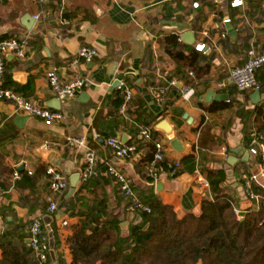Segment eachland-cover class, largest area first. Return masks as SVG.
I'll return each mask as SVG.
<instances>
[{
    "label": "crops",
    "instance_id": "crops-1",
    "mask_svg": "<svg viewBox=\"0 0 264 264\" xmlns=\"http://www.w3.org/2000/svg\"><path fill=\"white\" fill-rule=\"evenodd\" d=\"M229 1L234 2L0 0V39L13 36L28 38L30 43L24 59L14 54L6 56V73L0 86L6 84L27 100L66 116L64 123L51 125L30 117L19 127L16 119L24 115L13 104L0 100V136L7 164L14 172L27 174L26 179L21 176L14 188H11L14 174L7 183V199L0 209V234L18 224L41 219L55 244V259L51 257V264H60V260L64 264L73 262L68 239L73 227L83 219L70 216L62 204L70 200L67 195L71 179L81 175L84 159L82 153L70 151L67 143L72 138L86 139L88 149L97 155L100 170L79 198L87 209L103 203L110 214L122 220L123 236L138 218L134 219L135 215L128 211L116 183L105 175L109 164L126 174L139 197H154L171 205L179 216L190 211L198 213L202 201L212 198L210 173L219 170L226 174L222 191L232 196L240 214L255 208L254 201L246 196L245 178L264 188V167L250 153L247 130L256 129L255 113L264 105V95L254 105L251 96L255 91L239 92L230 81V73L246 62L247 51L252 46L258 52L264 50V23L249 17L248 0L237 8H228ZM28 15L40 16L32 29ZM226 19H231L230 23L224 24ZM227 25L236 35L232 36ZM188 32L195 37L192 45L183 39ZM225 32L228 36L223 38ZM170 34L180 35L182 45H206L210 50L202 54L201 73L190 71L193 75L187 76L192 83L174 79L177 88L169 90L165 99L158 102L152 88L153 77L164 78L178 68L164 49V38ZM83 46L94 48L98 55L92 62L75 63V56ZM150 52L153 63H158L156 71L150 69ZM53 68L64 83L81 76L86 86L76 97L59 101L47 79ZM257 74L262 82L264 70ZM117 81L133 90L131 104L124 113L120 111L124 91L116 87ZM221 84L225 85L221 87ZM186 86L195 91L190 100L182 96ZM211 90L215 96L228 95L229 100L204 102ZM230 101L231 108L220 109ZM243 108L254 112L247 124L243 121ZM165 120L172 128L171 137L157 130V125ZM146 126L155 142L165 146V169L180 164L176 177L166 174L157 181L150 179L149 166L143 161L146 143H140ZM110 139L140 146L139 151L132 158L117 160L107 144ZM174 140H178L176 148L172 144ZM45 144L52 147L45 150ZM21 167L23 171L19 170ZM51 168L69 182L64 199L61 194L54 196L59 206L54 214L47 212L48 198L52 195L47 172ZM82 185L80 178L72 198ZM1 254L0 251V258Z\"/></svg>",
    "mask_w": 264,
    "mask_h": 264
},
{
    "label": "trees",
    "instance_id": "trees-1",
    "mask_svg": "<svg viewBox=\"0 0 264 264\" xmlns=\"http://www.w3.org/2000/svg\"><path fill=\"white\" fill-rule=\"evenodd\" d=\"M248 2L249 17L259 18L258 20L264 23V0H248ZM226 6L232 7V2L229 1ZM223 22L225 24V20ZM225 34L228 36L227 32ZM179 37L178 34L165 36V53L178 68L172 75L164 78L154 76L153 89L167 87L174 79L191 84L187 77L190 71L201 73L203 68L200 61L204 51L198 48L199 45L193 47L180 45ZM9 39L21 38L6 36L1 38L0 42ZM249 40L247 43H250ZM149 56L150 69L156 71L158 63L156 61L153 63L151 52ZM257 79L260 87L263 88L264 80L260 82L258 74ZM125 86L129 87L127 84ZM0 87L11 88L6 84ZM232 105L230 101L220 109H229ZM242 110L245 113L243 121L247 124L254 112L246 111L245 108ZM254 125L264 135V105L257 109ZM147 127L144 129L149 128ZM247 131L248 144H250L252 131L251 129ZM144 142L147 152L143 161L150 166L157 152L154 136L152 135L149 140L143 138L140 143ZM3 145L0 136V187L8 192L7 183L15 172L7 164ZM139 147L137 146L138 151ZM257 158L261 160L260 157ZM20 174L26 179L25 172ZM48 177L50 187L51 180L49 175ZM107 178L115 182L113 178L109 176ZM150 179L154 180L151 176ZM91 181L83 182L78 194L62 204L70 216L83 219L73 227V233L68 239L73 255L71 264H264V188L262 187L251 183V192L258 196L259 202L253 200L255 208H250L243 215L237 214L232 196L222 191V185L226 181V174L222 170L210 173L212 198H205L202 201L198 213L190 211L179 216L171 205L163 204L154 197L144 199L139 197L151 207V213L136 214L134 219L138 218V220L130 224L127 235L123 236L120 227L122 220L110 214L103 203L88 209L83 205L79 195L89 188ZM66 192L61 194L62 199L65 198ZM124 199L128 208L130 202ZM79 202L81 206H78ZM2 207L3 205H0V209ZM32 221L18 224L14 229L0 234L2 253L0 264H38L34 250L27 243L28 228ZM48 264H51V257ZM60 264L64 262L60 260Z\"/></svg>",
    "mask_w": 264,
    "mask_h": 264
},
{
    "label": "built area",
    "instance_id": "built-area-1",
    "mask_svg": "<svg viewBox=\"0 0 264 264\" xmlns=\"http://www.w3.org/2000/svg\"><path fill=\"white\" fill-rule=\"evenodd\" d=\"M37 1L39 3L45 2V0ZM243 5L244 0H239V2L234 0V2H232L233 8L241 7ZM34 18L35 20H39L40 16H34ZM63 22L66 23V20H63ZM225 23H230V19H226ZM222 37L225 38L226 34H223ZM182 42V37H179L178 43L181 44ZM28 48V38L19 40L9 39L0 42V79L3 78L6 73V56L8 54H14L16 57L24 59L27 55ZM198 48L204 52L210 50V48L206 45L198 46ZM97 55V51L94 48L83 46L78 50L75 56V63H79L81 61L92 62L97 57ZM262 69H264V51L258 52L256 48L252 46L247 52L246 62L242 66H238L231 71L230 81L241 93L259 90L261 87L257 79V72ZM190 75H193V73H190ZM47 79L52 91L61 102L68 101L76 97L84 89L87 83L86 80L81 76L75 77L72 81L64 83L61 80L56 68L51 69L47 73ZM177 85L178 82L176 80H172L169 82L167 87H161L153 90L156 100L158 102H162L165 99L169 89L176 87ZM224 85L225 84H221V87ZM119 88L123 89L124 91V102L120 107V111L124 113L129 102L133 98V90L129 87H126L125 83H120ZM182 94L183 98L190 100L195 95L194 88L191 86H186L183 88ZM0 100L13 104L16 110L24 116L41 119L49 125L54 123H64L66 121V116L63 112L54 111L46 107L39 106L11 89L0 87ZM141 134L142 137L147 140L151 139L152 137V134L148 129H143ZM107 144L111 148L114 158L117 160H126L132 158L138 152V148L135 144H124L117 139H110L108 140ZM67 145L72 153L80 152L83 154L84 167L80 175L83 182L89 181L91 178H94L100 174L97 155L93 150L88 149L85 138L69 139ZM155 145L157 152L149 166L150 176L155 181H157L166 174L172 177L177 175L180 164L175 163L169 166L168 170H166L163 166L165 146L160 141H156ZM51 147L52 146L50 144H45L43 149L47 150ZM249 148L250 153L254 157L258 156L261 158V162L264 167V135L257 129L252 130L250 134ZM29 174L32 173L29 172ZM47 174L50 176V191L52 194L48 198L47 212L49 214H54L59 210L58 203L55 201L54 196L67 191L69 189V182L65 176L55 169H49ZM105 175L114 179L122 196L130 202L128 211L131 214L136 215L139 213H151V207L140 200L138 194L133 188L131 180L126 176L125 173H123L116 166L109 164ZM20 180L21 174L18 171H15L11 188H14L15 183ZM245 181L246 196L251 200L259 201L258 196H255L251 192L250 179L245 178ZM7 194L8 192L0 187V205L5 201V196ZM236 212L237 214H240L239 210ZM66 225L67 222H64V226ZM28 233L29 246L34 250L38 264H48L52 250L50 246L51 240L42 220L33 219L29 225Z\"/></svg>",
    "mask_w": 264,
    "mask_h": 264
},
{
    "label": "water",
    "instance_id": "water-1",
    "mask_svg": "<svg viewBox=\"0 0 264 264\" xmlns=\"http://www.w3.org/2000/svg\"><path fill=\"white\" fill-rule=\"evenodd\" d=\"M27 20H29V22H31V29L34 27V25L36 24V20L33 16H30L28 15L27 17ZM27 27H30V26H27ZM227 28L228 30L231 31V34L232 36L233 35H236V33L232 32V28L230 25H227ZM183 39L184 41L186 42V44L188 45H192L195 43V37H194V34L192 32H188L186 33L184 36H183ZM116 87H120V82L117 81L116 82ZM262 95H264V87L259 89V90H256L252 96H251V100L253 102L254 105H258L261 100H262ZM212 100H221V101H228L229 100V96L228 95H222V96H215L214 95V91L211 90L208 92V94L204 97V102L206 103H210ZM30 117L29 116H24V117H18L16 119V123L19 127H22V124H24ZM171 126L170 124L168 123V121H162L159 125H157V130H163L167 136H170L172 135V130H171ZM173 146L176 148L177 147V144H178V140H174L172 142ZM23 167H21L19 170L20 171H23ZM80 174H76L72 177L71 179V182H70V189L68 191V195H67V199H71L76 191H77V185H78V182L80 181ZM158 187L160 186V181L157 185ZM52 236V235H51ZM27 243L29 244V240L27 241ZM50 246H51V257L52 259L54 260L55 259V252H54V247H55V244H54V240L52 239L50 241Z\"/></svg>",
    "mask_w": 264,
    "mask_h": 264
},
{
    "label": "snow or ice",
    "instance_id": "snow-or-ice-1",
    "mask_svg": "<svg viewBox=\"0 0 264 264\" xmlns=\"http://www.w3.org/2000/svg\"><path fill=\"white\" fill-rule=\"evenodd\" d=\"M237 2H239V0H237Z\"/></svg>",
    "mask_w": 264,
    "mask_h": 264
}]
</instances>
